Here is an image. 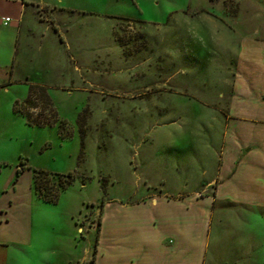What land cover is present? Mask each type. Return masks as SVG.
Returning <instances> with one entry per match:
<instances>
[{
  "label": "rangeland",
  "instance_id": "rangeland-1",
  "mask_svg": "<svg viewBox=\"0 0 264 264\" xmlns=\"http://www.w3.org/2000/svg\"><path fill=\"white\" fill-rule=\"evenodd\" d=\"M22 3L32 34L17 55ZM32 3L56 7L68 30L50 33L43 57ZM257 29L264 0H0V264H74L94 252L107 201L151 195L161 180L177 194L183 175L195 188L220 136L210 121L226 114L231 44ZM41 171L74 175L56 202L36 193ZM228 213L214 221L217 264H264V223Z\"/></svg>",
  "mask_w": 264,
  "mask_h": 264
},
{
  "label": "crops",
  "instance_id": "crops-1",
  "mask_svg": "<svg viewBox=\"0 0 264 264\" xmlns=\"http://www.w3.org/2000/svg\"><path fill=\"white\" fill-rule=\"evenodd\" d=\"M32 4V16L42 24L35 38L38 53L43 57L45 43L54 41V37L49 38L50 33L64 39L63 32L68 30L63 29L62 20L54 13L56 7ZM64 11L72 12L63 9L60 13ZM26 13L27 6L22 3L17 25L13 26L17 30V55L24 31L28 36L32 34V29L23 23ZM7 17L10 21L5 24ZM1 22L10 26L15 19L5 15ZM261 31L254 30L235 46L231 44L235 62L226 114L216 123L210 121L211 126L219 123L220 136L210 138L204 155L198 159L196 187L187 190L194 175L182 173V182L173 181V191L177 194L163 189L165 180H161L155 182L161 188L152 186L156 193L151 195L128 201H107L95 245V264H217L222 260L218 258V251L211 250L213 240L220 239V234L215 238L213 235L216 217L222 227L230 210L246 209L249 216L258 217L259 223H264V35L261 36ZM222 83L217 82L216 88ZM223 97L224 93L219 92L217 98ZM195 104L201 108L208 106L201 102ZM214 109L223 111L221 107ZM189 162L184 163L187 170H191ZM177 167L180 173L179 162ZM93 255L88 248L76 261L86 262Z\"/></svg>",
  "mask_w": 264,
  "mask_h": 264
},
{
  "label": "trees",
  "instance_id": "trees-1",
  "mask_svg": "<svg viewBox=\"0 0 264 264\" xmlns=\"http://www.w3.org/2000/svg\"><path fill=\"white\" fill-rule=\"evenodd\" d=\"M34 94L36 93L31 90L28 98L29 104L31 103ZM17 110L18 107H15V111ZM28 116L31 115L28 114ZM54 176L58 177L57 182L52 179V177ZM73 180H74V175L72 173H69L67 175H62V174H50L49 172L41 171L35 177V190L38 196L42 198L44 201L56 202L59 198L61 191L68 188V186L73 182ZM96 253H97V249L95 248L94 255L89 262H77L74 264H95Z\"/></svg>",
  "mask_w": 264,
  "mask_h": 264
},
{
  "label": "built area",
  "instance_id": "built-area-1",
  "mask_svg": "<svg viewBox=\"0 0 264 264\" xmlns=\"http://www.w3.org/2000/svg\"><path fill=\"white\" fill-rule=\"evenodd\" d=\"M9 21H10V18L8 17L4 19L5 24L8 23Z\"/></svg>",
  "mask_w": 264,
  "mask_h": 264
}]
</instances>
